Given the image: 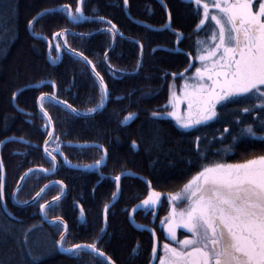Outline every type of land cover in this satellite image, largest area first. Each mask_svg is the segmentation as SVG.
<instances>
[{
    "label": "trees",
    "instance_id": "obj_1",
    "mask_svg": "<svg viewBox=\"0 0 264 264\" xmlns=\"http://www.w3.org/2000/svg\"><path fill=\"white\" fill-rule=\"evenodd\" d=\"M63 4L74 9L76 0H0V141L11 138L0 148V159L6 169L7 205L6 212L0 205V264H107L103 258L87 251L74 257L60 253L55 247L59 232L41 219L38 208L39 203L60 192L59 185L51 183L34 205L17 206L10 195L26 169L50 168V159L41 149L47 132L43 131L45 119L37 108L36 97L41 92L53 94L54 82L58 98L80 112L100 102L99 84L86 63L68 53L60 38L53 39V33L65 29L68 32L63 41L92 61L107 85L109 97L105 106L90 117L77 116L62 105L43 102V106L51 118L53 132L60 138L57 141L60 150L69 162L93 164L101 155L96 147L77 146L78 143L102 145L107 158L99 170L72 169L62 162L61 155L54 153L59 158L54 174H30L20 185L18 198L30 199L51 179L61 181L65 194L53 202L55 207L48 209L47 218L59 215L67 224L65 246L92 242L103 227L105 231L100 233L97 246L114 264H150L151 233L134 228L128 221L129 210L148 194L147 182L162 194L155 205L156 215L138 209L133 213V220L151 227L156 232L158 245H162L169 242L161 227V218L169 212L167 194L178 191L202 164H232L246 157L264 155V140L241 137L232 152L216 154V149L231 143V136L237 135L245 123L254 122L251 114L237 111L250 105L245 99L218 109V120L188 131L169 118L157 119L150 115L166 105L172 74L183 72L189 65V54L194 56L196 40L210 34V21L199 36L193 32L199 16L188 0H129L127 8L123 0H86L85 15L110 19L123 33V38L117 37L114 43L109 35L98 30L104 25L96 21L70 22L63 13L44 12ZM165 5L172 17L169 27H164ZM42 12V16L38 15ZM33 17L37 22L29 30L28 21ZM145 24L150 27L145 28ZM172 29L178 30L183 39L178 41ZM80 33L85 34L83 38L77 35ZM136 40L143 45L142 53L134 43ZM56 44L61 45L60 53L55 51ZM106 49L108 63L117 69L114 74L104 63ZM14 91L17 92L15 101L11 99ZM129 113H134L135 118L122 124ZM237 118L242 121L239 125L235 122ZM225 127L229 132L223 133L221 143L219 138ZM196 136L201 137L200 148L205 151L206 159L197 154ZM133 141L137 144L135 149ZM52 145H46L49 151ZM129 172L132 175H127ZM122 173L119 195L113 199L111 193L116 185L112 177ZM105 204H108L107 212ZM182 233L176 229L179 239ZM134 247L136 252H132ZM33 256L40 258L33 260Z\"/></svg>",
    "mask_w": 264,
    "mask_h": 264
},
{
    "label": "snow or ice",
    "instance_id": "obj_2",
    "mask_svg": "<svg viewBox=\"0 0 264 264\" xmlns=\"http://www.w3.org/2000/svg\"><path fill=\"white\" fill-rule=\"evenodd\" d=\"M188 2L195 6L194 11L199 16L193 29L197 36L203 31L206 21H210L213 25L210 28V34L206 33L203 40H196L194 59L200 62V66L190 65V67H195L191 76H185V72L189 69L178 74L173 73V78L179 76L186 81L180 88V95L175 94L173 85L170 84L168 103L161 110L152 111L150 115L157 119L171 117L179 128L188 131L198 126H205L214 119L218 120V109L222 110L229 104L245 99L250 102V105L239 108L237 111L251 114L254 122L245 123L237 135L231 136V143L224 144L221 149H216V154L232 152L234 145L241 137L264 140V0H188ZM85 3L86 0H76L74 9L69 4H63L58 9H45L44 12L63 13L70 22L96 21L104 25L98 30L109 35L113 43L117 37L123 38V33L119 32L116 24L110 19L99 15H85L83 7ZM123 6L127 8L129 0H123ZM210 9H215V11H210ZM165 10H167L166 5ZM43 14L42 12L38 15ZM171 19L169 13L164 27H169ZM36 22V17L28 21L29 30L34 28ZM144 26L145 28L150 27L147 24ZM172 31L176 32L178 41L183 39L178 30L172 29ZM67 32L68 30L65 29L53 33V39L63 40ZM33 35L36 33L33 32ZM77 35L83 38L85 34ZM134 43L140 46L142 53L143 45L140 41L136 40ZM49 47L51 48V44ZM63 47L73 55L79 56L91 67L96 77L95 82L99 84L100 102L95 107L88 108L85 115L96 112L98 108H103L109 97L103 77L96 71L92 61L83 53L71 49L66 40ZM55 51L57 53L62 51L60 44H56ZM104 57V63L114 74L117 69L108 63V49L105 50ZM192 58L189 54V59ZM139 67L140 62L137 61V68ZM51 87L53 94L41 92L36 97V103L41 105L40 112L45 119L43 131L47 132L49 137L44 143L55 145L51 151L48 147L44 148V154L50 158V168H29L21 175L16 182L17 188L10 193L12 199L19 205L38 203L41 194L51 186L45 184L30 200H20L18 192L21 181L26 180L30 174L45 173L47 175L50 171H56L55 154L63 156L57 143L60 138L50 130L51 119L44 109L43 102L64 105L71 112L79 114L73 105L58 98L55 94L54 82ZM16 98L17 92L14 91L11 99L15 101ZM181 103L186 105L182 113L179 111ZM26 115L31 116V113ZM134 118L135 114L129 113L121 123L125 124ZM235 122L238 125L242 123L239 118ZM228 132L229 128L225 127L219 138L221 143H223V133ZM212 139L217 140L218 138L213 137ZM200 141L201 137L196 136L194 140L196 151L202 159H206L205 151L200 148ZM3 143L4 141H0V146ZM24 143L27 144L28 141L25 140ZM94 147L101 151V155L93 164L85 165V167L99 170L105 163L107 151L99 144ZM136 147L137 144L133 141L132 148ZM63 163H69L67 158ZM121 175L123 173L112 177L116 185V190L111 193L113 199L119 195ZM127 175H132V173L129 172ZM147 183L148 194L132 211L128 212L129 219H132L133 211L138 209H143L145 212L152 211L155 217V205L162 194L151 188V182ZM5 185L6 169L3 160L0 159V205L4 206L3 210L6 212ZM52 185H59L60 194H63L64 186L61 181H53ZM61 195L54 196L52 200L58 202ZM167 197L170 210L167 217L161 218V227L167 234L169 242L158 245L156 232L148 229L152 238L150 264L152 261H158V264H264V155L245 159L240 163L202 164L195 175L187 180L178 191L168 193ZM53 207L55 205L47 201L39 203V210L44 219H47L48 209ZM104 209L107 212L108 204L104 205ZM83 213L84 210L81 209L82 216ZM104 221L107 222L106 215ZM49 223L59 232L55 247L60 252L79 257L81 252L87 251L103 258L107 264H114L111 258L107 257L104 251L97 246L100 233L105 231L103 227L100 228V232L92 242L70 243L65 246L68 243L67 224L59 215ZM178 227L190 235L183 234V238L178 239L176 235ZM27 231L25 243H27ZM136 251L137 248L134 247L132 252ZM29 255L32 254L29 253ZM32 258L37 260L40 257L33 256Z\"/></svg>",
    "mask_w": 264,
    "mask_h": 264
},
{
    "label": "rangeland",
    "instance_id": "obj_3",
    "mask_svg": "<svg viewBox=\"0 0 264 264\" xmlns=\"http://www.w3.org/2000/svg\"><path fill=\"white\" fill-rule=\"evenodd\" d=\"M210 11H215V9H210ZM207 22V21H206ZM213 26V25H212ZM77 52H79V51H77ZM81 53V52H80ZM195 55H196V51H195ZM195 55H194V57H195ZM75 56H77V55H75ZM77 57H79V56H77ZM194 57L190 60V62H189V65L186 67V69H189L187 72H185V76L187 77V76H191L192 75V73L195 71V67H190V65H195V66H200V62L199 61H197V60H195L194 59ZM48 58V57H47ZM80 58V57H79ZM81 59V58H80ZM87 65V64H86ZM90 70V69H89ZM91 72V71H90ZM184 72V71H183ZM92 73V72H91ZM96 78V77H95ZM179 79V80H178ZM186 83V81L184 80V79H181L179 76H176L175 78H173L171 81H170V83H169V85L171 84V85H173V90L175 91V94L176 95H180V88L181 87H183L184 86V84ZM49 94V93H48ZM168 97H169V87H168ZM167 103H168V99H167ZM166 103V104H167ZM41 106V105H40ZM63 106V105H62ZM65 107V106H64ZM186 107V105L184 104V103H181L180 104V106H179V111L182 113L183 112V109ZM38 108V107H37ZM39 110V109H38ZM168 110H171V109H168ZM78 112H80V111H78ZM80 113H86V111H84V112H80ZM83 117H86V116H83ZM88 117H90V116H88ZM166 118H169V119H171V120H173L174 121V123L177 125V123H176V121L174 120V119H172L171 117H166ZM51 119V118H50ZM51 124H52V121H51ZM178 126V125H177ZM179 127V126H178ZM52 131H53V124H52ZM47 137V134H46V136H45V138ZM45 140V139H44ZM44 140H43V142H44ZM42 142V143H43ZM95 144V143H94ZM54 147V145H52V148ZM41 149H42V145H41ZM45 155V154H44ZM46 156V155H45ZM62 157L63 158H65L64 156H61V160H62V162H63V159H62ZM254 156H251V157H246V158H244V159H242L241 161H238V162H235V163H240V162H242V161H244L245 159H249V158H253ZM49 158V157H48ZM50 159V158H49ZM56 159H57V168H58V166H59V158L56 156ZM71 163V162H70ZM65 164V163H64ZM73 164V163H72ZM229 164H231V163H229ZM233 164V163H232ZM73 165H76V164H73ZM89 165V164H88ZM39 167H43V166H39ZM30 168H36V167H30ZM43 168H45V167H43ZM29 169V168H28ZM57 170V169H56ZM26 171H27V169H26ZM25 172V171H24ZM23 172V173H24ZM55 172V171H54ZM54 172H53V174H54ZM22 173V174H23ZM53 174H51V175H53ZM51 175H49V176H51ZM21 177V176H20ZM49 181H58V180H55V179H51V180H49ZM49 181H47V182H49ZM23 182V181H22ZM22 182H21V184H22ZM47 182H45L43 185H45ZM63 184V183H62ZM42 185V186H43ZM16 186V185H15ZM41 186V187H42ZM63 186H64V184H63ZM40 187V188H41ZM15 188V187H14ZM64 188H65V186H64ZM40 189H38L37 190V192L39 191ZM66 190V189H65ZM65 190H64V193H63V195L65 194ZM60 194V192L57 194V195H59ZM35 195V194H34ZM33 195V196H34ZM56 195V196H57ZM62 195V196H63ZM53 198V197H52ZM52 198H50V199H52ZM31 199V198H30ZM49 199V200H50ZM29 200V199H28ZM13 201V200H12ZM15 201V200H14ZM13 201V202H14ZM173 206H175V205H173ZM181 207H182V205H181ZM169 210H170V206H169ZM38 211H39V208H38ZM168 213L169 212H167V216H168ZM166 216V217H167ZM47 219H53V218H47ZM179 228V227H178ZM177 228V229H178ZM180 230H182L183 232H184V234H187V235H190L189 233H186L185 232V230L184 229H182V228H179ZM166 236H167V234L166 233H164ZM183 234V233H182ZM182 238H183V235L181 236ZM178 238V237H177ZM182 238H180V239H182ZM179 239V238H178ZM175 246V245H174ZM156 264H158V261L156 262Z\"/></svg>",
    "mask_w": 264,
    "mask_h": 264
},
{
    "label": "water",
    "instance_id": "obj_4",
    "mask_svg": "<svg viewBox=\"0 0 264 264\" xmlns=\"http://www.w3.org/2000/svg\"><path fill=\"white\" fill-rule=\"evenodd\" d=\"M168 15H169V13H168V11L166 10V17L168 18ZM60 41H61V44H62V46L64 45V41L62 40V39H60ZM64 48V47H63ZM68 53H71V52H69L66 48H64ZM72 54V53H71ZM59 61V60H58ZM88 66V68L90 69V71L92 72V69H91V67L89 66V65H87ZM92 74H93V72H92ZM94 75V74H93ZM95 76V75H94ZM106 102H107V100L105 101V104H106ZM105 104H104V106H105ZM64 106V105H63ZM37 107H38V109H39V111H40V108H41V106L40 105H38L37 104ZM102 108H98L97 110H96V112H94V113H90V114H87V115H85V113H80V112H78L79 114H77V113H74L75 115H77V116H92V115H94V114H96V113H98L100 110H101ZM50 130L52 131V124L50 125ZM46 138H49L48 137V134H47V137ZM45 138V139H46ZM9 139H11V138H6V139H4L3 141H4V143L6 142V141H8ZM45 141V140H44ZM3 143V144H4ZM77 146H95V145H97V144H94V143H78V144H76ZM2 146H0V148H1ZM46 147V145H45V143L43 142L42 143V151H43V153H44V148ZM62 159H63V161H64V159L65 158H63L62 157ZM66 166H68L69 168H72V169H91V168H88V167H85V165H73L72 163H67V164H65ZM90 165V164H89ZM37 168V167H36ZM26 172V171H25ZM24 172V173H25ZM51 174H53V172H49L47 175H51ZM22 182V181H21ZM53 181H49V182H47L46 184H51ZM44 186V185H43ZM42 186V187H43ZM41 187V188H42ZM15 188H17V184H16V186H15ZM14 188V189H15ZM64 190H65V188H63V193H64ZM40 191V190H39ZM59 195H61V194H59ZM63 195V194H62ZM62 195H61V197H62ZM12 198V197H11ZM13 200V199H12ZM30 200V199H29ZM14 201V200H13ZM47 202H49V203H53L54 201L52 200V199H50V200H48ZM140 202V201H139ZM139 202L138 203H136L129 211H132L133 210V208L137 205V204H139ZM14 203L17 205V206H20V207H24V206H28V205H19V204H17L15 201H14ZM45 203V202H44ZM46 206H47V204H46ZM133 213H134V211H133ZM38 214H39V216L41 217V219L45 222V223H47V224H50L49 223V221H51L52 219H44L43 218V216L41 215V213H40V210L38 211ZM128 221H129V223L134 227V228H139V229H146L147 231H148V229H152L151 227H149V226H147V225H143V224H140V223H136L134 220H133V216H132V219H129V217H128ZM150 232V231H149ZM151 233V232H150ZM157 237V236H156ZM58 239H59V237H58ZM157 242H158V240H157ZM58 249V248H57ZM58 251H59V249H58ZM60 252V251H59ZM60 253H63V252H60ZM64 254V253H63ZM152 260V259H151ZM156 263V261H152V264H155Z\"/></svg>",
    "mask_w": 264,
    "mask_h": 264
},
{
    "label": "flooded vegetation",
    "instance_id": "obj_5",
    "mask_svg": "<svg viewBox=\"0 0 264 264\" xmlns=\"http://www.w3.org/2000/svg\"><path fill=\"white\" fill-rule=\"evenodd\" d=\"M195 55V54H194ZM194 57V56H193Z\"/></svg>",
    "mask_w": 264,
    "mask_h": 264
}]
</instances>
